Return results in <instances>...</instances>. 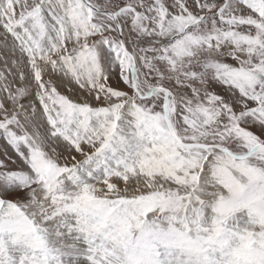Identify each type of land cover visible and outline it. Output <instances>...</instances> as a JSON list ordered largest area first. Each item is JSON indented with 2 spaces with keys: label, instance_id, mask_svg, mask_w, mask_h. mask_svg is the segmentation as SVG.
Returning <instances> with one entry per match:
<instances>
[{
  "label": "snow or ice",
  "instance_id": "snow-or-ice-1",
  "mask_svg": "<svg viewBox=\"0 0 264 264\" xmlns=\"http://www.w3.org/2000/svg\"><path fill=\"white\" fill-rule=\"evenodd\" d=\"M0 264H264V0H0Z\"/></svg>",
  "mask_w": 264,
  "mask_h": 264
}]
</instances>
